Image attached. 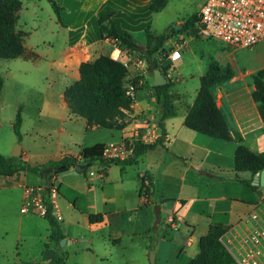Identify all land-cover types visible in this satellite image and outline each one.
I'll use <instances>...</instances> for the list:
<instances>
[{
  "label": "crops",
  "instance_id": "obj_1",
  "mask_svg": "<svg viewBox=\"0 0 264 264\" xmlns=\"http://www.w3.org/2000/svg\"><path fill=\"white\" fill-rule=\"evenodd\" d=\"M148 1H144L147 7ZM102 2L105 0H100V4ZM80 3V0H69L66 3L59 1L63 7L60 12L62 24L58 22L61 27H72L65 18V12L69 7H74L78 13ZM110 10L115 12L112 18L117 30L131 33L129 29L118 26L117 12L112 7L106 6L94 11L95 40L87 39V34L82 32L75 41L67 43L62 49L61 64L69 80L66 87L79 79L78 68L81 62L102 53L97 48L98 44L109 39L101 40L97 19ZM190 32L196 33L195 28H190ZM26 49L33 51L31 47L25 46ZM34 54L20 58L31 59ZM198 88L194 89L183 109H176L175 115L164 120L167 133L164 147L158 146L144 153L137 162L111 164L107 167L98 163L89 164L84 172L75 171L71 167L56 173L51 168L45 169L43 175L26 170L22 171V175L0 177V264H47L56 251L57 246L50 237L48 220L42 215L20 211L26 201L25 188L44 187L50 181L56 189L53 202L55 213L60 216L64 234L62 239L65 240L60 247L67 254L70 246L87 239L89 247L86 249L104 258L107 252L98 253L94 247V240L102 239L114 248H125L128 245L143 249L147 254L154 252V259L158 261L164 256L161 247L165 243L175 258L191 252V257L182 263L185 264L198 253L199 238L207 233L210 225L220 224L228 228L251 226L253 221L247 219L248 214L256 207L264 210V186L254 187V175L249 171L234 170V152L239 142L210 137L183 124L187 106L192 104ZM253 89L252 81L248 78L232 76L216 84L213 94L217 106L225 114L230 133L233 136L240 135L242 144L251 151L262 152L264 124L251 96ZM142 91L145 93L143 88L136 89L132 111L128 113L129 123L122 129L88 127L84 118L70 112L63 91L59 95L60 104L69 110L72 118L68 123H62L58 131L71 140L78 136L82 139L74 144L76 152L64 145L67 149L63 147L59 155L47 156L38 164L59 160L64 155L78 157L81 148L95 144L133 145L135 140L153 142L157 137V123H150L144 117V113L148 112L143 109L150 102L146 101L144 93L139 97ZM180 95L186 98L184 94ZM154 117L158 119V110L154 112ZM76 123H81L77 126L82 128V132L77 129ZM87 135H97L98 139L88 143ZM102 135H108V139H100ZM32 153L36 154L31 148L21 145V158L30 165H36L30 160ZM29 173L38 174V181L28 183ZM143 176L148 177L152 183L151 188L149 184L147 196L141 192ZM42 180L44 182L39 183ZM169 180L171 186H176L174 195L169 193ZM243 180H250L252 187ZM158 181L160 185L155 187ZM91 214H99L101 219L90 221ZM167 228L170 232L165 231ZM152 230L161 236H157L153 247L149 239Z\"/></svg>",
  "mask_w": 264,
  "mask_h": 264
},
{
  "label": "rangeland",
  "instance_id": "obj_2",
  "mask_svg": "<svg viewBox=\"0 0 264 264\" xmlns=\"http://www.w3.org/2000/svg\"><path fill=\"white\" fill-rule=\"evenodd\" d=\"M20 1L16 29L24 33V47H31L36 54L30 51L31 49H26L27 56L34 54V58L0 59V154L6 157L13 156L17 145L35 151L36 154L32 153L30 160L36 164L42 163L47 156L59 155L64 145L76 152L77 147L74 144L79 143L82 137H74L76 139L71 140L58 131L62 123H68L70 117L72 118L69 110L60 104L59 95L63 93L69 81L61 64V52L67 43L75 41L82 32L87 34V39L95 40L93 12L97 9L110 6L116 10L118 26L129 29L134 43L140 48H146V30L152 38V45L157 42L158 36H167L152 57L162 69V75L172 85L169 90L174 95L177 110L187 105L194 89L199 86L200 77L212 66L229 68L232 76L246 77L250 81L254 72L264 68V41L252 48H232L215 39L192 33L190 29L182 30L185 21L199 12L205 0H167L166 5L155 13L149 11L145 0H105L101 4L100 0H80L78 13L74 7H69L65 12V18L73 27L70 29L60 26L47 0ZM59 1L66 3L69 0ZM59 1L57 0L58 3ZM175 47H180L181 58L174 62L175 65H165L169 52ZM97 48L101 49L102 53L93 55V58L107 55L121 62L126 68L125 86L128 90L133 87L134 98L137 88L145 90V93L142 91L139 94L141 97L144 93L146 101L150 102L145 104L143 110H147L148 114L145 112L144 117L150 123H157L154 117L157 108L152 88L153 68L148 66L146 57L141 55L139 50H131L111 39L101 42ZM180 94H184L186 98H181ZM18 107L21 108L22 118L20 136H17L12 128ZM78 124L81 123H76V126ZM77 129L82 132V128L77 126ZM87 136L88 143L98 139L97 135ZM99 138L105 140L108 135ZM22 174L23 172H20L19 175ZM37 178L38 174L29 173L27 182H36ZM43 182L44 180L39 183ZM170 182L171 180L168 181L169 193H176V186H171ZM158 185L160 181L155 187ZM165 231L170 232V229ZM157 236H160L159 232L156 234L152 230L149 237L151 247ZM86 240H79L68 248L69 254L66 255L64 264H182L191 257V252H187L175 258L168 244L163 243V258L158 261L154 259L152 263L151 252L147 254L143 249L128 245L125 248H114L102 239H97L94 240L95 251L107 252L103 255L106 258H100L86 249L89 247Z\"/></svg>",
  "mask_w": 264,
  "mask_h": 264
},
{
  "label": "trees",
  "instance_id": "obj_3",
  "mask_svg": "<svg viewBox=\"0 0 264 264\" xmlns=\"http://www.w3.org/2000/svg\"><path fill=\"white\" fill-rule=\"evenodd\" d=\"M59 23L62 24L61 10L57 0H47ZM167 0H149L148 9L151 13L160 11ZM21 8L20 0H0V59H14L17 57H28L23 45L24 33L16 29L18 12ZM115 12L107 11L98 17V25L101 40L111 39L119 45H124L131 50H139L146 57L149 67L162 69L153 59V54L159 45L167 39L166 35L156 38L152 45V38L147 33L146 48H140L133 41L131 33L119 32L112 18ZM198 13L190 16L182 28L189 30L198 25ZM173 31H175L173 29ZM181 31V30H180ZM176 32V31H175ZM79 79L68 85L64 90V99L71 113L86 120L88 127L101 126L106 128L122 129L129 123V112L132 111L134 98L127 94L128 87L125 86L127 70L121 62L113 60L107 55H100L83 61L79 65ZM232 77L229 68L220 69L218 66L210 67L200 77V85L192 104L187 106L183 124L198 133L222 139L236 140L239 142L234 152V170L249 171L252 175L264 170V151L253 152L242 144L240 135L230 133L228 123L222 109L217 106L213 94V87ZM254 89L251 92L253 100L257 104L258 112L264 124V68L257 70L251 75ZM0 82V87L2 86ZM172 85L167 82L160 86H152L154 98L158 110L157 137L153 142L135 140L131 152L124 158L109 157L102 155L104 144H95L90 147L81 148L78 157L64 155L59 160H49L43 164L30 165L20 156L6 157L0 154V177H11L22 171H33L43 175L45 169L55 167V172L60 173L70 169L76 163L84 161L88 164L98 163L104 167L111 164H126L137 162L146 152L155 150L158 146L164 147L166 129L164 120L168 116L176 114L174 95L169 88ZM141 89V88H137ZM20 108L17 110L13 121V131L20 136L21 126ZM63 166V167H61ZM145 176L142 177V179ZM150 177V176H149ZM152 180V178L150 177ZM248 185L250 180H243ZM53 184L44 186L43 202L46 206L44 217L50 226V237L57 246L47 264H63L67 252L60 247V240L64 238L59 219L55 216V210L51 202L50 190ZM152 183H150V188ZM101 219L99 214H91L90 221ZM228 229L227 226L212 224L206 234L198 241L199 251L185 264H233V258L220 241V236Z\"/></svg>",
  "mask_w": 264,
  "mask_h": 264
},
{
  "label": "built area",
  "instance_id": "obj_4",
  "mask_svg": "<svg viewBox=\"0 0 264 264\" xmlns=\"http://www.w3.org/2000/svg\"><path fill=\"white\" fill-rule=\"evenodd\" d=\"M199 21L196 34L225 43L232 48H252L264 41V0H205L198 12ZM140 53V52H139ZM181 58L180 47L173 48L165 65H174ZM133 87L127 94L134 98ZM132 145L106 144L102 155L106 158H124ZM150 180L142 179L141 192L147 196ZM44 187H26L25 202L21 213H32L44 216L46 206L43 202ZM54 187L50 190L51 202L55 210ZM59 219L60 216L55 213ZM247 219L253 224L247 228H228L220 241L233 258V264H264V210L256 207Z\"/></svg>",
  "mask_w": 264,
  "mask_h": 264
},
{
  "label": "water",
  "instance_id": "obj_5",
  "mask_svg": "<svg viewBox=\"0 0 264 264\" xmlns=\"http://www.w3.org/2000/svg\"><path fill=\"white\" fill-rule=\"evenodd\" d=\"M177 28V27H176ZM166 83L165 77L162 75L161 70L158 68H155L153 70V80L152 85L153 86H160ZM21 152V147L19 145L16 146L15 150L13 151V156H19ZM63 167V166H61ZM89 167V164H85L83 161H80L76 163L73 166V169L78 172H84ZM55 170V167H53V171ZM51 184V181H50ZM252 185L254 187H257L258 185L264 186V170H261L259 172H256L253 176ZM65 242L64 239L60 240V244L62 245ZM150 260L153 263L154 262V253H150Z\"/></svg>",
  "mask_w": 264,
  "mask_h": 264
}]
</instances>
